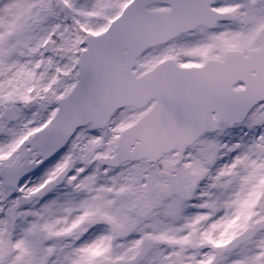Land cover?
Masks as SVG:
<instances>
[{"label": "snow or ice", "instance_id": "1", "mask_svg": "<svg viewBox=\"0 0 264 264\" xmlns=\"http://www.w3.org/2000/svg\"><path fill=\"white\" fill-rule=\"evenodd\" d=\"M0 264H264V0H0Z\"/></svg>", "mask_w": 264, "mask_h": 264}]
</instances>
